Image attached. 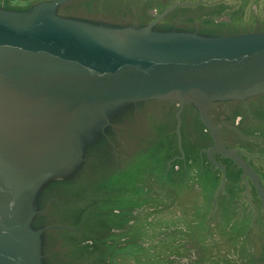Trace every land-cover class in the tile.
Returning <instances> with one entry per match:
<instances>
[{
    "label": "water",
    "instance_id": "water-1",
    "mask_svg": "<svg viewBox=\"0 0 264 264\" xmlns=\"http://www.w3.org/2000/svg\"><path fill=\"white\" fill-rule=\"evenodd\" d=\"M70 1H41L22 9L0 4V264H49L45 255L57 247L45 232L58 226L43 225V216L52 213L56 200L69 204L89 198V209L119 212L125 222L134 218L136 207L118 188L122 177L145 163L156 140H163L166 159H174L178 150L188 161L190 151L171 143L169 126L142 144L143 102H179L180 142L183 105H194L211 128V103L264 92V31L220 36L228 33L92 24L74 15L92 1L57 9ZM119 105L121 111L107 117ZM99 115L107 127L113 121L127 123L129 137L138 141L121 165L116 159L122 149L111 146L113 132L91 124ZM88 123L94 126L90 131ZM215 139L219 151L232 156ZM102 228L100 223L97 231ZM79 244L73 243L78 250L72 252L60 242L63 253L55 249L48 258L56 264L87 262L78 260L89 250Z\"/></svg>",
    "mask_w": 264,
    "mask_h": 264
},
{
    "label": "flooded vegetation",
    "instance_id": "flooded-vegetation-1",
    "mask_svg": "<svg viewBox=\"0 0 264 264\" xmlns=\"http://www.w3.org/2000/svg\"><path fill=\"white\" fill-rule=\"evenodd\" d=\"M115 2L116 5H119V9L114 6V15L110 17L100 12L97 15L98 24L136 29L153 24L151 29L155 32H164L169 29L174 32H191L196 34L208 31L218 32V34L225 32L250 33L264 31V0H115ZM68 3L57 9L63 8ZM223 35L226 36V34ZM158 101L159 103L157 104ZM160 102L162 101L151 100L143 102L147 103V107H144L143 110L144 120L142 121V125H139L143 128L139 130L141 131L142 129L146 135L144 143H142L143 145L146 142L148 143L154 135L156 136L160 129L167 128V125H170V123H166L167 120L164 118V112L166 114L165 109L167 107L164 103ZM136 103L133 102L132 104ZM174 103L177 108L174 115L176 124L172 130L170 129L171 127L168 128L169 139L172 140L171 143L176 145V148H179L181 152H183L182 145L184 144L187 150L190 151L191 154H188V170L192 174L191 177L195 176L196 179L199 177V181L195 185L197 189L200 190L203 187H208V190L212 194L216 193L214 201H212V195L210 198L207 197L205 205L203 206V203H201V206L205 209L207 204L208 207L210 206V203L211 206L213 203H216V207L220 205L221 212L227 211L232 215L231 228L237 223L241 227L242 225L247 227L249 224L246 223L247 220H245L246 224H243V215L247 219L248 215H252L256 226L254 225L253 228L255 233L252 232L250 235L255 237L253 242L257 240L263 242L264 233L261 230L264 225V92L245 98L218 100L211 103L207 110V117L211 128L207 127L200 119L198 110L194 105H183L180 113V142L176 133V114L181 105L179 102ZM122 105L109 109L107 117L111 116L112 113H119L121 111L120 106ZM151 117L158 119L152 121ZM100 119L102 118L99 115L91 124L104 127L105 131L108 128V130L113 132L115 135L114 141L111 142L110 140L113 151H115L116 146L124 151H120L121 156L117 154L116 161L121 165L133 155L138 141L129 137L130 129L126 128L127 123H122V120L121 122H109V127H107L108 125L102 124ZM92 128L94 126L90 125L88 131L92 130ZM215 136L219 138L223 149L231 153L232 156H226L219 151ZM81 139L83 140V137ZM177 152V154L175 153L174 160H182L184 154H180L178 150ZM181 170L180 165H176L171 170L174 174V179H177ZM195 178L193 177V182H195ZM200 182L203 187L200 186ZM156 186L157 191L171 190V188L165 187L167 186L166 184L161 185L159 183ZM153 187L152 185L151 190L154 194ZM194 191L198 193L195 189ZM220 194L222 196L219 198ZM161 197L160 195H153L155 200ZM162 198L164 200L165 196ZM60 206L67 205L60 204ZM98 211L108 216L107 211ZM40 214L42 213H38L33 218L31 226ZM116 215L117 217L119 215L118 220L120 222L116 220ZM122 216L123 214L116 212L115 215L113 213V216L109 215L108 218L105 217L108 222L113 224V227H108L109 225L103 223L106 228H102L95 233L97 235L96 243L92 240H86L84 247L92 249L89 251H94L96 255L101 256L104 252H108V249L109 253L112 254L116 247L122 246L125 241L120 237V240L116 241L115 235L124 233L129 228L128 223L132 222L129 216L126 222L123 221L124 218ZM156 218L154 217V219ZM105 219L100 215L99 219H96L94 229L98 230V225L105 222ZM160 220L162 221L161 217ZM227 223L226 221L225 224L228 225ZM212 227L213 225H211L208 233L203 232L202 237L189 234L192 236L191 241L188 236L186 240L180 239V241L176 239L169 242L171 249L178 255L177 247L175 246L177 245L180 251L178 256H183L182 254L187 251L191 252V256L194 257L195 261L197 258L207 256L208 261L206 264H210L211 262L213 264L259 263L255 258L251 260L248 254H243V258L238 257L237 253L239 249L237 247L231 248V252L228 255L224 253V262L220 263L221 257L218 255L215 257L217 261L213 260L214 256L212 253H216V249L210 252L208 244L220 245L217 251L220 249L221 251H225V249L221 248V243L225 244L229 236H236L237 234H231L230 227L228 230L222 229V233H218L219 235L213 234L211 232ZM245 227L243 232L245 231ZM158 228V233H160L161 237L164 236L163 238L168 234L174 238V235L177 234L176 229L181 234H185L186 232L185 230L182 233V227L179 225H169L167 227L159 225ZM170 230H172V233ZM90 233H87V237H89ZM226 236L228 237L226 238ZM223 237L226 239L224 240ZM251 250L253 251V249L249 248L246 252L250 253ZM170 254L173 257V253ZM109 262L105 260L104 264H109Z\"/></svg>",
    "mask_w": 264,
    "mask_h": 264
},
{
    "label": "rangeland",
    "instance_id": "rangeland-1",
    "mask_svg": "<svg viewBox=\"0 0 264 264\" xmlns=\"http://www.w3.org/2000/svg\"><path fill=\"white\" fill-rule=\"evenodd\" d=\"M38 1L40 0H0V4H4L7 8L22 9L39 3ZM176 165H180L182 168L179 173L182 175L180 179H174V174L171 171ZM191 175V172L188 170V161L184 159H166L163 140H156V145L150 146V152L146 157L145 163L137 164L122 177L118 193L129 197L136 208L134 210V218L131 217L130 219L132 222L128 223L129 228H127L124 233L122 232V234H119V237L125 242L119 254H115L116 258H113V264H144L141 259H145V257L137 253L140 241L143 244L142 246H144L143 249L150 251L149 258L150 261H152L151 264L207 263V256L204 258H197L195 261L194 257L191 256V252L188 251L184 252L182 254L183 256H178L180 252L178 246L175 245L177 247V255V253L171 249L169 243L170 237H167L166 244V240L161 239L164 236L161 237L160 233H158V227L161 225L159 224L160 222L162 225L170 224L171 226H181L182 233L186 230L185 234H181L179 230L176 229L177 234L174 235V238L186 240L189 236L190 241L192 236L189 234L202 237L203 232L208 233L210 231L211 225H213L211 232L217 235H219L218 233H222V229L228 230L229 227L231 228L233 221L231 218L232 215L229 212H221L220 205L216 207V203H213L212 206L210 203V206L208 207L207 204L205 209L201 207V203H203V206L205 205L207 197L210 198L213 195L211 198L212 201H214L216 199V193L212 194V192L208 190V187L202 186L201 182L200 186L203 188L200 190L197 189L195 185L199 181V177L196 179L195 176H193L196 179L195 182H193L194 180ZM159 183L161 185L166 184L167 186L165 187L171 188L173 194H170L168 190L163 192L160 190L157 191L156 184ZM152 185L154 186V194L151 190ZM194 189L198 193H195ZM152 194L154 196L160 195L166 197L164 200L162 197L155 200ZM221 196L222 194L219 195V198ZM154 217L157 218L154 219ZM245 220H247L246 223L249 224L247 227H245V225H242V227L240 225V228L232 226L233 231L237 234L236 236H226V238L228 237L227 239L223 237L224 240L226 239V243H221V248L225 249V251L223 252L220 249L218 254L225 253V255H228L231 252V248L235 247H238L239 250L242 249V251L244 249L248 250L251 247L256 251L260 250L262 255H264V240L263 242L261 241V243L259 240L253 242L255 237L250 235L252 232L255 233L253 229L255 219L252 218V215H248V219L243 215V224H246ZM163 221H165V223ZM226 221L228 225L225 224ZM244 227L245 231L243 232ZM170 231L172 233V230ZM261 232L264 233V225L262 226ZM160 247L161 250H159ZM170 253H173V257H171ZM143 255L145 256L146 253ZM213 260L217 261V258L214 257ZM220 263H222L221 260ZM210 264H213V262Z\"/></svg>",
    "mask_w": 264,
    "mask_h": 264
},
{
    "label": "trees",
    "instance_id": "trees-1",
    "mask_svg": "<svg viewBox=\"0 0 264 264\" xmlns=\"http://www.w3.org/2000/svg\"><path fill=\"white\" fill-rule=\"evenodd\" d=\"M85 1H92L91 2L92 4L90 5V7L88 9H83V10H78V11L74 10V12H75L74 15H76L78 20L90 22L92 24H94V23L97 24V14L96 13H98L100 11V9H101L100 12H103V13L107 14L108 17H110V16L114 15V13H113L114 6L116 8L119 7V5H116L115 0H72L64 7L74 6V5H77V4L85 2ZM237 34H244V33H228L226 36L237 35ZM160 101H162L160 103H164L165 106L167 107L165 109L166 114L164 112V115H165L164 118H165V120H167V122H166L167 124L170 123V125H167V126L171 127L170 129L172 130L173 128H175V124H176L174 115L177 111V108H176L174 102H177V101H173V100H160ZM158 103H159V101L157 102V104ZM156 119H158V118H154V117L152 118L151 117L152 121H154ZM107 162L105 164H107ZM108 164H110V163H108ZM99 166H103V168L101 169L98 166L96 168H99L101 170H106L105 167L107 165L104 166V165L100 164ZM112 167H113V165H112ZM112 167L110 166V168H112ZM91 175H94V173ZM70 196L75 197L74 194H72ZM85 201H91V200H89V198L83 197V198L78 199V201H76V202L70 201L69 204H66L67 206L62 207L59 205V204H62V201L56 200V202H53L52 213L50 210V215L46 214L45 216H43V217H47L46 220H44L45 218H43V225H46V226L56 225V226H58V227L48 229L45 232V233H49V235L52 237V240L54 239L53 240L54 243H52V246L57 247V248H53L52 250L51 249L49 250V253H50L49 256L45 255V259L49 262V264H54V263L56 264L57 263V261L54 259V257L52 259L48 258V257L52 256L53 251H54V254L56 253L55 249L58 250V252H60L61 254L63 253L61 251L62 248H61V250L59 248L60 242L64 244V247L66 249L68 246V249H70L72 252H74V250L75 251L78 250V249L72 247L73 243H78V244L80 243L81 244V241H83V243H85L86 240H92L96 243L97 235L95 233L97 232V230L94 229L96 226V219H99L100 215L102 218L103 217L108 218L109 215L113 216V213H111L110 210H107L108 216L103 215V213H101L100 211H98L96 209L97 208L96 205H95V207L93 206L91 209H89L88 203ZM96 203H97V201H96ZM118 217H119V215H118ZM118 217H117V215L115 216L116 220L118 222H120L118 220L119 219ZM45 221L47 224H45ZM103 223H105L106 225H110L108 227H111V226L113 227V224L111 222L107 223V219L105 222H102V224ZM65 226H67L68 228L67 227L65 228ZM88 232H91L89 237H87ZM55 235H57V237H55ZM58 239H59V242L57 241ZM80 244H79V246H80ZM142 245L143 244L140 241V244L137 248V251H138L137 253L142 255L143 257H145V259H141L142 263L151 264L152 261H150V258H149L150 251L143 249L144 246H142ZM89 250H92V249H89ZM89 250H86V254H84L82 252L84 254V255L81 254L83 257H78V260L82 259V261H83V258L86 257L87 262H83L82 264H104L106 259H108L111 262V258H116L115 254L109 253V249H108V252H104L103 255H101V256H98V255H96V253L94 251L90 252ZM110 250H111V248H110ZM144 253H146L145 256L143 255ZM78 254H79V252H78ZM108 254H110V255H108ZM110 262H109V264H110ZM70 264H72V262H70ZM77 264H79V263H77Z\"/></svg>",
    "mask_w": 264,
    "mask_h": 264
},
{
    "label": "crops",
    "instance_id": "crops-1",
    "mask_svg": "<svg viewBox=\"0 0 264 264\" xmlns=\"http://www.w3.org/2000/svg\"><path fill=\"white\" fill-rule=\"evenodd\" d=\"M40 1H50V0H40ZM40 1H38V2H40ZM182 175H180L179 174V176L177 177V179L179 178L180 179V177H181ZM167 189V188H166ZM168 190V189H167ZM167 190H165V191H167ZM168 192L170 193V194H173L172 193V190H168ZM167 194V193H166ZM166 197V196H165ZM202 205V204H201ZM202 207V206H201ZM224 212H227V211H224ZM164 223H165V221H163ZM159 224H161L162 225V223L160 222ZM170 224H163V226H169ZM234 227H239L240 228V224H235V225H233ZM143 227V226H142ZM231 234H236L234 231H233V228H231ZM230 234V235H231ZM167 237H170V240H169V242H171V241H173V240H176V238H173L170 234H168L165 238H163V239H165L166 240V244H167ZM205 238V237H204ZM217 241H219V239H217ZM260 242V241H259ZM261 243V242H260ZM166 244H165V246H166ZM212 243H209L208 244V246H209V249H210V252L213 250V249H216V253L214 252V253H212V255L214 256V257H216L217 255L219 256V257H221V261L222 262H224V260H225V258H224V254L222 253L221 255L220 254H218V249H219V246H217V244H214V245H211ZM242 246V245H241ZM206 247H207V245H206ZM161 248V247H160ZM251 248V247H250ZM237 249H238V247H237ZM251 249H253V248H251ZM213 251H215V250H213ZM224 252V251H223ZM243 254H248V256H249V258L252 260L253 258H255L256 260H258V264H264V255H262V253L260 252V250L259 251H256L255 249H253V251L251 250V252L249 253V252H246V249H244L243 251H242V249H240L239 251H238V253H237V256L238 257H240V258H243L244 256H243ZM194 264V263H193Z\"/></svg>",
    "mask_w": 264,
    "mask_h": 264
}]
</instances>
